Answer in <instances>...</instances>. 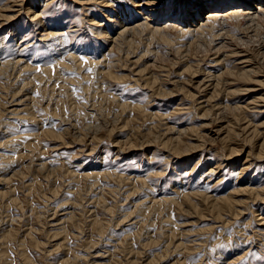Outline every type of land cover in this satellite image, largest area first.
Wrapping results in <instances>:
<instances>
[{
  "label": "rangeland",
  "instance_id": "374dc122",
  "mask_svg": "<svg viewBox=\"0 0 264 264\" xmlns=\"http://www.w3.org/2000/svg\"><path fill=\"white\" fill-rule=\"evenodd\" d=\"M28 3L30 17L20 12L11 23L0 20V264H264V156L258 155L264 153L259 147L264 103L247 104L264 97V17L246 33L242 11L226 15L229 35L243 38L237 43L221 39L226 46L218 55L227 56L216 61L218 18H208L194 35L167 26L163 36L145 31L132 36L129 45L104 41L100 48L91 36L98 29L89 19L96 20L104 9L106 16L99 19L110 29L113 10L98 0H25L24 6ZM108 3L133 10L127 1ZM18 8L0 9V15H14ZM34 14L43 30L30 20ZM53 44L59 49L51 51ZM12 57L23 59L16 63H23L20 68ZM248 58L259 86L237 93L240 79L229 72L241 70L238 61ZM99 59L115 65L95 64ZM189 64L198 71L194 79L211 72L235 81L228 86L235 92L197 94L189 85ZM144 68L149 83L132 82V72ZM108 69L124 79L110 78L103 73ZM174 78L182 86L170 83ZM156 89L166 96L153 99ZM200 96L213 97L210 103L219 102L221 109L207 106L201 113ZM19 99L25 104L11 105ZM167 126L185 131L181 146L199 145L197 134L204 132L206 144L194 148L198 151L186 165L164 143ZM218 127L228 130L227 140H220ZM230 147L239 155L229 161ZM205 160L221 161L215 176H206ZM140 175L142 185L133 178ZM204 194L229 197L243 214H230L219 203L214 207Z\"/></svg>",
  "mask_w": 264,
  "mask_h": 264
},
{
  "label": "bare ground",
  "instance_id": "6f19581e",
  "mask_svg": "<svg viewBox=\"0 0 264 264\" xmlns=\"http://www.w3.org/2000/svg\"><path fill=\"white\" fill-rule=\"evenodd\" d=\"M33 1H36V0H33ZM117 1H121V2H123V1H127L128 3H130V5L131 6H129V7H131L133 10H131L130 8H127L125 5H123V6H116V5H114V6H112V7H110V4L108 3V0H98V2H99V4L100 5H102L103 7H107V8H110L111 10H113V13H111V14H113V16H112V20L110 21L113 25H111L110 24V29H109V27H108V25L106 26L105 25V27L103 28L102 26H104V23L102 22L103 20L102 19H99L101 16H102V13L105 15V11H104V9H101V10H99L100 11V15L98 16L99 18H95L96 20H94L93 18L92 19H89V20H91V21H93V24L95 25V27H97V29L98 30H95V29H93L92 31H91V36H92V38L93 39H95L98 43H99V46H100V48H103L102 47V42H104V41H107V42H110L111 44H112V46H113V43H115V41L116 40H122L123 42H127L128 41V45L130 44V41H131V37L132 36H134L136 33H140V34H144L145 35V31H148V36H150L149 34H152V35H156L157 33H159V35H162L163 33H165V32H167V26L168 27H172V28H174L175 29V31H179L180 33H183L184 32V34H186L187 33V31H192L191 32V34L192 35H194L195 33H197V32H200V31H203L204 30V28L207 26V19L208 18H218L219 19V30H218V32L216 33V34H213V39L215 40V41H217V42H215L214 44H213V46H214V51L213 52H215V54H214V56H215V59H216V61H219V60H221V61H223L224 60V58L227 56V55H224V53H223V55H221V59H220V55H218L219 54V51L221 50V49H225V46H224V44L223 45H220V43H222V42H219L221 39L223 40V39H228L229 41L231 40V38L232 39H234L235 40V42L237 43V42H239L242 38H243V36H241V37H236V38H234V36H231V35H229V32H228V24H227V21H225V16L226 15H228V14H232V15H234V14H236L237 12H239V11H242L241 12V18H242V20H244V27L242 28L243 30H245L246 31V33H247V29H251L252 28V25H254L255 24V20H257V19H259V16H261V17H264V0H194V2H195V4H196V6L195 7H191V8H179V9H175V10H173V9H171V8H169V9H166V10H160V9H158L157 8V4L159 3V0H117ZM24 2H25V0H5V2H4V4H1V6H0V9L1 10H4V11H11V9H12V7H14V6H19V8H18V10H14V11H16L15 13L16 14H14V15H0V20H4V22H6V21H8V22H12V20L13 19H15V17L18 15V14H20V12L21 13H25V14H28V16L30 17L31 15H32V13H31V3H28V4H26L25 6H24ZM87 3V2H86ZM36 5V4H35ZM122 5V4H121ZM143 5H146V6H150L149 8H146V6H143ZM152 6V7H151ZM36 7V6H35ZM34 7V8H35ZM157 8V9H156ZM238 8H240V9H238ZM236 9H238V10H236ZM205 10H207L208 12L206 13L205 12ZM13 11V10H12ZM36 12V11H35ZM107 12H109V11H107ZM205 12V14H203ZM226 12V13H225ZM38 13V12H37ZM144 14V15H143ZM93 15V13L91 12L90 13V15H89V17H91ZM85 16H87V15H85ZM106 16V15H105ZM26 17V16H25ZM39 16H37V15H33L32 16V19H30V18H28V19H30V20H35V21H37ZM48 17V16H47ZM61 17V16H60ZM109 17V16H108ZM233 17V16H232ZM240 17V16H239ZM238 17V18H239ZM107 17H105V19H106ZM262 19V18H261ZM110 20V19H109ZM135 20V21H134ZM42 21V20H41ZM84 21H86V20H84ZM90 21V22H91ZM264 21V20H263ZM10 22V23H11ZM31 22V21H30ZM43 22V21H42ZM62 22H64L63 21V19H61V18H58L57 17V19H56V23H57V25L58 24H61ZM89 21L87 22V23H90ZM105 22V21H104ZM253 22H254V24H253ZM37 23H38V27L39 26H41V30H43V25H40V22H38L37 21ZM14 24V23H13ZM63 24V23H62ZM61 24V25H62ZM65 24V23H64ZM56 25V26H57ZM2 26V24H1V22H0V27ZM13 26V25H12ZM36 26H37V24H36ZM44 26H45V23H44ZM47 26H49V25H47ZM59 26V25H58ZM57 26V27H58ZM15 27V26H14ZM101 27L103 28V29H101ZM253 27H256L255 25L253 26ZM17 28V26L14 28L15 30H17L16 29ZM50 28V27H49ZM48 28V29H49ZM47 29V31H49V30H51V28L48 30ZM53 29V28H52ZM173 29V30H174ZM218 29V28H217ZM252 29H257V28H252ZM11 30V29H10ZM15 30H13V32L15 31ZM53 30H55V28L53 29ZM172 30V29H171ZM45 31H46V29H45ZM16 32V31H15ZM19 32V31H18ZM18 32H16V34L14 33V35L16 36L17 34L19 35V33ZM55 32V31H54ZM47 33V32H46ZM49 33H50V31H49ZM49 33H48V35H49ZM56 34L55 35H53L54 37H58V35H57V32H55ZM255 33V32H254ZM44 34V33H43ZM190 34V33H189ZM52 35H51V37H52ZM113 35V36H112ZM147 35V34H146ZM41 36H44V35H42L41 34ZM163 36V35H162ZM245 36V35H244ZM46 37V36H45ZM194 37V36H193ZM252 37V36H251ZM130 38V39H129ZM247 38V37H246ZM250 38V37H249ZM41 40V39H40ZM50 40V39H49ZM44 41V40H43ZM57 41H59L58 39H57ZM18 42V41H17ZM213 42V41H212ZM202 43V42H201ZM224 43H225V40H224ZM230 43V42H229ZM234 43V42H233ZM235 43V44H236ZM121 45V44H120ZM194 45H195V43H194ZM210 45V44H209ZM228 45V44H227ZM50 46V45H49ZM61 46V45H60ZM211 46V45H210ZM238 46V45H237ZM59 47V46H58ZM51 51H54L55 49H59V48H57V46L55 45V44H53L51 47ZM63 48V47H62ZM60 51V50H59ZM183 51V50H182ZM224 51V50H223ZM50 52V51H49ZM61 52V51H60ZM147 52V51H146ZM148 52H150V51H148ZM221 52V51H220ZM236 52L237 53H242V51H237L236 50ZM152 53V52H151ZM151 53H148V54H150L151 55ZM155 53V52H154ZM222 53V52H221ZM220 53V54H221ZM181 54H182V52H181ZM230 54V53H229ZM239 54L237 55V56H239ZM72 55V54H71ZM145 55V54H144ZM233 55V54H232ZM235 56V55H234ZM254 56V55H253ZM56 57V56H55ZM129 57V56H128ZM231 57V56H230ZM13 59H15L16 60V62H14L15 63V65H16V63L18 62V61H22L23 59H19V58H15V57H12ZM250 58V57H249ZM242 59V61H238V63L237 64H241V66L239 65L238 67H240L241 68V70H238V71H231V72H229V74L231 75V78L233 79V80H235V81H237L236 79H240V87H241V89H237L236 90V92L237 93H241V92H247V93H249V92H253V91H255V87H257V86H259V81H258V79H255V77H253V79L251 78L252 76H255L254 75V73H255V67H254V65L253 64H250L251 62H250V59ZM137 59V58H136ZM139 60H140V58H138ZM142 59V58H141ZM54 60V59H53ZM139 60H137V62L139 61ZM253 60V59H252ZM10 61V60H9ZM9 61H6V62H9ZM14 61V60H13ZM55 61H58V60H55ZM11 62H12V60H11ZM136 62V61H135ZM1 63V62H0ZM13 63V64H14ZM21 63V62H20ZM26 62H24V64H25ZM58 63V62H57ZM110 63V62H109ZM133 63H134V61H133ZM2 64V63H1ZM3 64H4V62H3ZM6 64V63H5ZM12 64V65H13ZM23 64V63H22ZM21 64V65H22ZM95 64H97V65H100V64H102L101 66H103V64H105V61H103V60H101V59H99L97 62H95ZM132 64V63H131ZM10 66L9 65V67H13V66ZM20 64H19V66L18 65H16V66H18L19 68H20V66H21ZM27 65V64H26ZM28 65H30V64H28ZM27 65V66H28ZM106 66H112V65H115V63H111V64H105ZM126 65V64H125ZM24 66V65H23ZM152 66V65H151ZM191 67H195V65H192V64H189V65H187L186 66V70H188L189 72H191V76H192V78H191V80H189L190 81V83H189V85H191V89H194V90H196V92H197V94H199L198 92H200L201 91V93L203 94V93H205V95H208V94H211V95H213L212 93H214V94H218L219 96L220 95H222V93H226V94H232L233 92H235V91H233V90H231V89H228V88H230V87H228V86H230V85H232V84H234V82L235 81H229L228 79H219L218 77H219V75H215V74H212L211 72H204L203 73V75L204 76H202L201 77V79L200 80H198V79H194V78H197V73H198V71H195L194 69H191ZM2 67L0 66V69H1ZM6 68H8V67H6ZM24 68H27L28 69V67H23V72H24V70H26V69H24ZM30 68V67H29ZM32 69V68H31ZM31 69H29V71L31 70ZM103 69V68H102ZM107 69V68H106ZM146 68H144L143 70H137V71H134V72H132L133 74H132V76H134V78L133 79H131V81L132 82H138V83H145V84H147V83H149L148 82V80H149V77H150V75L148 76V75H146L145 74V71L148 69H146ZM22 70V69H21ZM47 70H49L48 68H47ZM46 70V71H47ZM99 70H100V68H99ZM145 70V71H144ZM15 71V70H14ZM13 71V72H14ZM28 71V70H27ZM144 71V72H143ZM5 72V71H4ZM20 72V71H19ZM18 72V73H19ZM8 73V72H7ZM12 73V72H11ZM17 73V74H18ZM103 73H106V75L107 76H109L110 78H112V79H124L123 77H121V76H115L114 74H111L110 73V71H109V69L108 70H105V71H103ZM222 73V72H221ZM14 74V73H13ZM152 75V74H151ZM140 76H142V77H140ZM227 76V75H226ZM14 77V76H13ZM199 78V77H198ZM139 80H144V81H142V82H140ZM238 82V81H237ZM138 83H136V84H138ZM170 83H175V85H181L182 84V81L181 80H179V79H175L174 78V80H172V81H170ZM217 84H219V88L217 87ZM138 85H140V84H138ZM188 85V86H189ZM261 85H263V83L261 84ZM152 86V85H151ZM182 86V85H181ZM185 86V85H184ZM221 86H222V88H221ZM144 87V86H143ZM146 87H148V86H146ZM171 87V86H170ZM150 87H148V89H149ZM181 88V87H180ZM184 88V87H183ZM217 88L219 89V90H217ZM19 89V88H18ZM151 89V88H150ZM175 89V88H174ZM166 90V89H165ZM168 90V89H167ZM187 90V89H186ZM19 91L21 92V90L19 89ZM150 91V90H149ZM155 91H157V89L155 90ZM159 91V92H158ZM157 92H152V93H150V95H152V97H153V99H160L159 97H161L162 95H165V92H161L160 93V91L161 90H158ZM163 91V90H162ZM178 91H180V90H178ZM19 92V93H20ZM183 91H181V93H182ZM189 92V91H188ZM155 93V94H154ZM167 93H170V92H167ZM173 93V92H172ZM176 93V92H175ZM18 94V93H17ZM171 94V93H170ZM186 94V93H185ZM14 95L16 96V94L14 93ZM14 95H12V96H14ZM25 95V94H24ZM28 95V94H27ZM189 95H191V93H189ZM204 95V96H205ZM225 95V94H224ZM18 96V95H17ZM29 96H30V94H29ZM166 96V95H165ZM185 96V95H184ZM192 96V95H191ZM204 96H200L201 98L200 99H202V100H200L199 102H197L196 103V105H197V107L198 108H201V109H203L202 111L203 112H201V113H203V114H205L204 113V110H206V109H204L205 107H207V106H209V107H213L214 109H221V105H220V103L219 102H216V103H210L212 100V98L210 99V98H205ZM28 97V96H27ZM193 98H195V95H193L192 96ZM16 98V97H15ZM25 98H26V96H25ZM198 98V97H197ZM23 100V99H22ZM27 100V99H26ZM25 100V101H26ZM195 100V99H194ZM199 100V99H198ZM197 100V101H198ZM13 101H15V99L14 98H12L11 99V102H13ZM193 101V100H192ZM258 102H263L264 103V97H259L258 99H255V100H251L249 103H247V104H251L252 106H251V108L252 107H254V106H257V103ZM20 103H22L21 102V99H19V100H17V102L15 103V104H11V105H19ZM22 104H25V103H22ZM28 105V104H27ZM243 106V105H242ZM22 107V106H21ZM192 107V106H191ZM212 108V109H213ZM222 108H224L223 107V105H222ZM250 108V107H249ZM22 109H24V108H22ZM19 110L20 109H18V110H16V109H12V110H10V111H13V112H15L16 114L19 112ZM138 110V109H137ZM7 111H8V108H7ZM212 111H214V110H212ZM224 111V110H223ZM222 111V112H223ZM143 112V111H142ZM225 113V112H224ZM200 115V114H199ZM161 118V117H160ZM201 117H199V119H200ZM128 119V118H127ZM201 119H203V117L201 118ZM221 119V118H220ZM245 119V118H244ZM161 120V119H160ZM206 120V119H205ZM207 120H209L208 118H207ZM223 120H224V118H223ZM237 120V119H236ZM213 122V121H212ZM222 122V121H221ZM220 122V123H221ZM204 123V122H203ZM211 123V122H210ZM210 123H209V126H210ZM163 125V124H162ZM73 126V125H72ZM87 126V125H86ZM92 126V125H91ZM123 126V125H122ZM170 126V125H169ZM89 127V126H88ZM115 127V126H114ZM165 127V126H164ZM168 127V126H167ZM200 127V126H199ZM203 127H207V125H206V123H204L203 125H202V128ZM211 127V126H210ZM201 128V127H200ZM199 128V129H200ZM88 129V128H87ZM165 129H166V127H165ZM184 129V128H183ZM217 129H221V134L219 135L218 134V132L216 133L217 135H219L220 136V140H222V141H225V140H227V137H228V130H226V131H223L222 130V128L221 127H218ZM224 129V128H223ZM249 129V128H248ZM189 130V129H188ZM209 130V129H208ZM199 131V130H198ZM216 131H218V130H216ZM248 131V130H247ZM89 132V131H88ZM169 133L170 135L169 136H167L168 138H169V140L166 138V141L164 140V143H167V144H170V148L172 149V151H173V154H174V156L173 157H177L178 159H184V160H182L183 161V164L182 165H186L187 163H189V161H191V156L196 152V151H198V150H195L194 148L195 147H201L203 144L205 145L206 144V141L204 140V138H205V135H203L204 134V132H202V134H197V138H200L198 141L200 142V144L199 145H197V144H194V143H188V144H186V145H183V146H181L182 145V140L180 139V137L182 136V134H184V132L185 131H177V130H175V129H173V127L172 128H167V130H166V133ZM211 132V130L208 132V133H210ZM213 132V131H212ZM220 132V131H219ZM225 132H226V134H225ZM75 133V132H74ZM163 133H164V131H163ZM193 133H195L194 131H193ZM55 134V133H54ZM54 134H53V136H54ZM196 134L194 135V136H196ZM57 135V134H56ZM84 135H85V133H84ZM159 135V134H158ZM161 135V134H160ZM163 135V134H162ZM165 135V134H164ZM168 135V134H167ZM254 135V134H253ZM207 136V135H206ZM263 136V135H262ZM57 137L58 138H60L59 137V135H57ZM165 137V136H164ZM163 136H162V138H164ZM17 138V137H16ZM29 138V137H28ZM208 138V137H207ZM206 138V139H207ZM217 138V137H216ZM117 139V138H116ZM194 139H196V137L194 138ZM209 139H211V138H209ZM8 140V139H7ZM14 141V140H13ZM13 141H12V143H13ZM118 141V140H117ZM116 141V142H117ZM132 141V140H131ZM162 142H163V140H161ZM196 141V140H195ZM169 142V143H168ZM202 142V143H201ZM17 143V142H16ZM196 143V142H195ZM226 144V143H225ZM126 146V145H125ZM169 146V145H168ZM168 146H167V148H168ZM231 146V145H230ZM131 147V146H130ZM166 147V146H165ZM224 147V146H223ZM259 147H262V148H264V140L263 141H261V144H259ZM116 148V147H115ZM121 148H122V145H121ZM231 149H230V151H228V155L226 156L227 157V159L230 161V160H233L234 158L233 157H236V156H238L239 155V153L236 151V150H234L232 147H230ZM198 149V148H197ZM225 149H229V147L228 148H225ZM239 149V148H238ZM169 150V149H168ZM183 150V151H182ZM241 150H242V148H241ZM227 151V150H226ZM264 151V150H263ZM169 152V151H168ZM189 152V153H188ZM88 153V152H87ZM171 153V152H170ZM186 153H188V154H186ZM250 153V152H249ZM248 154V153H247ZM246 154V155H247ZM171 155V154H170ZM250 154H248L247 156H249ZM258 155H260L261 157L262 156H264V153L263 152H260V154H258ZM168 156V155H167ZM188 156V157H187ZM190 156V157H189ZM195 156V155H194ZM259 156V157H260ZM170 157V156H169ZM254 157H257V156H254ZM260 157V158H261ZM252 158V157H251ZM224 159V158H223ZM226 159V158H225ZM256 159H259V158H256ZM209 160V159H208ZM249 161V160H248ZM224 162V161H223ZM247 162V161H246ZM251 161H249V163H250ZM221 163V161L220 160H217V161H213V163H208L207 162V160H205L204 162H203V165L201 166V167H203L204 165L205 166H207L208 167V169L206 168V176H208V175H216L217 174V172H214L217 168H218V165ZM202 164V163H201ZM228 164V163H227ZM233 164V163H232ZM44 165V164H43ZM228 168L229 169H234L235 167L233 166L232 167V165H230V163L228 164ZM200 167V168H201ZM191 170H193L194 168L193 167H191L190 168ZM190 170V171H191ZM217 171V170H216ZM243 171H244V169H243ZM233 172V171H232ZM182 172H180V174H181ZM203 173H205V172H203ZM230 173H231V171H230ZM127 176V175H126ZM125 176V177H126ZM144 177V176H143ZM142 177V175H140V176H135V177H133L134 178V181H136V182H139L141 185L142 184H144V178ZM181 178V177H180ZM121 179V178H120ZM119 179V180H120ZM127 179H128V177H127ZM183 179V178H182ZM182 179H175L174 181H176V180H178V181H180L181 180V184L183 185V182L184 181H182ZM214 179H217L216 177H214ZM123 180H124V178H123ZM122 179H121V181H123ZM138 180V181H137ZM125 181V180H124ZM127 181V180H126ZM129 181V180H128ZM177 181V182H178ZM119 182V181H118ZM130 183H131V181H129ZM264 182V181H263ZM97 182L95 181L94 183H92L91 185H94V186H96L97 184H96ZM133 184L135 183V182H132ZM119 185V184H118ZM181 185V186H182ZM134 187V186H133ZM241 190V191H240ZM250 190V192H253L252 190V188H243V189H239L238 190V192H242V191H249ZM133 191V190H132ZM135 191V190H134ZM260 191V190H259ZM207 193V192H206ZM254 193V192H253ZM261 193V192H260ZM256 194V196H255V198L253 199V201L254 200H256L257 199V196H258V194L257 193H255ZM253 195V194H252ZM185 196H187V195H185ZM192 196V195H191ZM213 197V198H212ZM252 197H254V196H252ZM260 197V196H259ZM99 198H100V196H99ZM99 198H97V199H99ZM102 198H103V196H102ZM204 199H206V200H209L210 202H212V204H214L213 206L215 207L216 205H218V203L220 204V207H226L227 208V211L230 213V212H232V213H230V214H235V213H233V211L234 212H236V214L238 215V214H240V215H242L243 214V211L242 210H238V209H236V208H234L233 206V204H232V202H231V200H230V198L229 197H220V198H215L214 196H212V195H210V194H207V195H205L204 194ZM250 199H252V198H249V200ZM152 200V199H151ZM155 201V200H154ZM177 201V200H176ZM246 201V200H245ZM245 201L244 202H241V203H245ZM249 202V201H248ZM258 202H261V201H259L258 200ZM148 203H150V202H148ZM178 203V202H177ZM247 203V202H246ZM245 203V204H246ZM179 205H180V203H179ZM248 205V204H247ZM245 206V205H244ZM137 207V206H136ZM140 207H141V205H140ZM143 207V206H142ZM246 208V207H245ZM248 209V208H247ZM217 210V209H216ZM221 210V209H220ZM109 211V210H108ZM138 211V210H137ZM247 211V210H246ZM253 211V210H252ZM251 211V212H252ZM257 212V211H256ZM131 212H129L128 214H130ZM133 213V212H132ZM128 214H125V216L126 217H128L129 215ZM143 214V213H142ZM235 214V215H236ZM251 214V213H250ZM131 215V214H130ZM52 216V215H51ZM72 216V215H71ZM229 216V215H228ZM231 216V215H230ZM229 216V217H230ZM254 216V215H253ZM256 217V216H255ZM262 217V216H261ZM58 218V217H57ZM130 218H132V219H134V217H131L130 216ZM233 218V217H232ZM67 219H68V217H67ZM261 219V218H260ZM9 220V219H8ZM262 220V219H261ZM121 221V220H120ZM139 221V220H138ZM225 221V220H224ZM228 221H229V219H228ZM264 221V220H263ZM137 222V221H136ZM135 222V223H136ZM141 223V222H140ZM224 223H226V222H224ZM133 224V223H132ZM258 231V230H257ZM60 234V233H59ZM53 236V235H52ZM101 237V236H100ZM62 242V241H61ZM178 242V241H177ZM189 242V241H188ZM184 243H185V241H184ZM182 245V244H181ZM176 247V246H175ZM174 247V248H175ZM178 247V246H177ZM176 249V248H175ZM194 249V248H193ZM113 250H114V248H113ZM192 250V249H191ZM173 252V251H172ZM110 254V253H109ZM101 256V255H100ZM180 258V257H179ZM179 258H177V259H179ZM131 260V259H130ZM134 260V259H133ZM149 260V259H148ZM178 261V260H177ZM176 261V262H177ZM180 261V260H179ZM183 261V260H182ZM148 262V261H147ZM174 262V261H173ZM173 262L171 263V264H173ZM88 264V263H87ZM99 264V263H98ZM104 264H106V263H104ZM181 264V263H180Z\"/></svg>",
  "mask_w": 264,
  "mask_h": 264
},
{
  "label": "snow or ice",
  "instance_id": "6c2138e0",
  "mask_svg": "<svg viewBox=\"0 0 264 264\" xmlns=\"http://www.w3.org/2000/svg\"><path fill=\"white\" fill-rule=\"evenodd\" d=\"M196 4L194 0H159L157 8L160 10L166 9H179V8H191L195 7Z\"/></svg>",
  "mask_w": 264,
  "mask_h": 264
}]
</instances>
